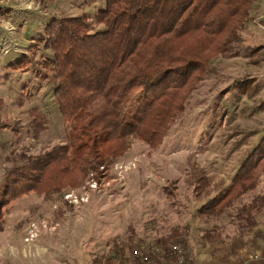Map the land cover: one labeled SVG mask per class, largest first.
Segmentation results:
<instances>
[{"label":"rangeland","instance_id":"1","mask_svg":"<svg viewBox=\"0 0 264 264\" xmlns=\"http://www.w3.org/2000/svg\"><path fill=\"white\" fill-rule=\"evenodd\" d=\"M103 6L104 0H0V97L7 124L0 129V182L11 167L69 143V122L45 66L52 53L40 41L47 21L90 17ZM258 35L252 47L241 41L212 61L159 148L133 141L108 176L91 175L89 189H74L88 201L70 202L65 198L70 190L50 199L30 193L6 206L0 264H96L133 239L150 244L178 227L187 230L199 204L208 201L207 187L201 195L194 192L198 179L206 177L210 184L221 175L224 186L264 138V68L255 69L264 65V30ZM151 90L136 98L128 120L141 116ZM35 107L49 119L38 137L29 127ZM219 186L211 191L219 193L224 189Z\"/></svg>","mask_w":264,"mask_h":264},{"label":"trees","instance_id":"2","mask_svg":"<svg viewBox=\"0 0 264 264\" xmlns=\"http://www.w3.org/2000/svg\"><path fill=\"white\" fill-rule=\"evenodd\" d=\"M254 9L255 0H104L93 16L49 19L40 41L52 53L45 66L56 81L54 99L69 122V143L5 173L0 182V226L4 208L15 199L30 193L50 199L82 187L92 174L97 180L108 176L133 141L159 148L212 61L241 43ZM148 88L152 94L147 92L150 100L141 116L128 120L136 98ZM3 110L0 97V129L7 127ZM29 117L38 137L48 127V116L35 107ZM263 178L264 138L228 187L198 208L195 218L202 224L217 223L234 211L232 221L252 230L264 213ZM207 185L206 177L198 179L195 194ZM185 235L178 227L150 244L133 239L96 264H147L135 252L145 246L148 254L152 246L165 251L175 242L187 249ZM223 236L219 225L202 233L209 245L220 243ZM151 260L160 264L157 256L151 255Z\"/></svg>","mask_w":264,"mask_h":264},{"label":"crops","instance_id":"3","mask_svg":"<svg viewBox=\"0 0 264 264\" xmlns=\"http://www.w3.org/2000/svg\"><path fill=\"white\" fill-rule=\"evenodd\" d=\"M263 5V0H255V9L253 11L254 20L248 24L242 34L243 46L252 47L255 42H259L258 34L261 29L264 30L263 23L258 21L259 17L263 14ZM263 68L264 65L262 64L255 69L257 72H260ZM259 75L262 76L263 74ZM239 119L242 118H234L236 121ZM244 124L248 125L245 122ZM232 179L229 178L228 183L224 184V186L221 183H224L225 179L223 177L221 179V175L220 178L214 179L210 184L208 182L206 186V189H209V192H206L207 202L218 194L211 191L214 186L220 185V188L225 189L231 183ZM200 207L199 204L198 208ZM233 212H229L228 215H225L217 223L211 220L202 224L196 218L192 220L185 235L187 258L190 264H264V213L258 217V225L249 231L247 228H239L232 221ZM216 225L222 226L224 229L223 240L216 245H209L202 238V233L204 230Z\"/></svg>","mask_w":264,"mask_h":264},{"label":"built area","instance_id":"4","mask_svg":"<svg viewBox=\"0 0 264 264\" xmlns=\"http://www.w3.org/2000/svg\"><path fill=\"white\" fill-rule=\"evenodd\" d=\"M263 4H264V0H263ZM258 21L260 23H263V27H264V5H263V14L259 17ZM116 166L118 167V165ZM93 180L94 179H92L91 181ZM89 185H90V182H89ZM83 188L87 190L88 187L86 185H83ZM90 188L94 189L95 188L94 184H91ZM75 190L73 189L72 191L67 193V195H65V198L68 199L70 202L77 203V204L81 203L80 200L88 201L87 195L85 197L79 198L77 195L78 191H75ZM145 248L146 246L143 247L142 250L135 252V254L137 258L146 262L147 264H155L151 260V255L159 257L160 264H190L187 258V249L184 247V245L181 242H175L171 244L170 247L165 251L158 246H152L151 254L146 253Z\"/></svg>","mask_w":264,"mask_h":264}]
</instances>
